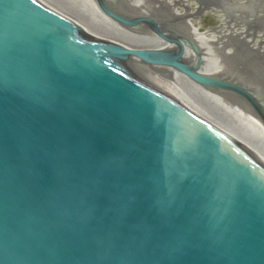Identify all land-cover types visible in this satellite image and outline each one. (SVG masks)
I'll list each match as a JSON object with an SVG mask.
<instances>
[{"label":"water","instance_id":"95a60500","mask_svg":"<svg viewBox=\"0 0 264 264\" xmlns=\"http://www.w3.org/2000/svg\"><path fill=\"white\" fill-rule=\"evenodd\" d=\"M254 54L126 0H0V264H264Z\"/></svg>","mask_w":264,"mask_h":264},{"label":"bare ground","instance_id":"6f19581e","mask_svg":"<svg viewBox=\"0 0 264 264\" xmlns=\"http://www.w3.org/2000/svg\"><path fill=\"white\" fill-rule=\"evenodd\" d=\"M129 2V0H126ZM225 2L224 4V10H219L218 8H203L198 7L197 3L194 4L193 8L190 6V1L188 0H134V3L136 5L145 7L147 9L156 11L161 10L162 8H167L169 12H171V16L167 15L169 17L178 19L180 21L192 24L194 26H197L200 30L203 28L202 25H200L201 17L203 14H205L207 11H211L214 15H220L222 19V25L218 26L216 28H213L211 30L205 31L204 33L207 34L210 38H212L215 42H217L220 46H222L225 50H228L227 48H230L229 46L232 45L233 41L240 40V42L243 44H246L248 49H252L254 53L258 52L261 54H264V35L261 33L260 35H255L253 37L250 36V33L248 30H246V27L236 28L238 27V22L240 20L244 21L246 24L251 21H255V23H258L260 21V24H263L264 27V18H256L255 20L252 19L253 11L249 13V18L245 17V14H247V4L243 2L242 0H223ZM237 2L236 6H233V3ZM156 9V10H155ZM241 14L239 15L238 13ZM234 14L235 22L234 24H230L229 22V15L228 14ZM199 22L200 24H195L194 21ZM236 25V27H235ZM249 25V24H248ZM248 37H251L249 39ZM255 39V40H254ZM230 54H232L234 57L236 55V52L234 49H231L228 51Z\"/></svg>","mask_w":264,"mask_h":264},{"label":"rangeland","instance_id":"374dc122","mask_svg":"<svg viewBox=\"0 0 264 264\" xmlns=\"http://www.w3.org/2000/svg\"><path fill=\"white\" fill-rule=\"evenodd\" d=\"M188 1H190V6L193 7V8L203 7V8H206V9L218 8L219 10H224L223 7H224V4H225V2L223 0H188ZM242 1L246 3L247 0H242ZM129 2L134 3V0H129ZM196 3L198 5V7L197 6L194 7L195 6L194 4H196ZM236 5H237V2L233 3V6H236ZM156 12L161 13V14H167V15H170V16L172 15L171 12H169V10H167V8H164V9L162 8L161 10H156ZM228 15H229L228 17H229L230 24H234V22H235V18L233 17L234 14L231 13V14H228ZM262 15L264 17V13ZM241 16H242V14H241ZM245 17L249 18L250 17L249 13L245 14ZM257 17H258L257 15H254L252 17V19L255 20ZM200 21H201L200 22L201 24L199 22H197L196 20L194 22H195V24L198 23V24L202 25L203 28L201 30L203 32L211 30L213 28H216V27L222 25V19H221L220 15H214V14L211 13V11H207L205 14H203L201 19H200ZM261 22H263V21H260L259 24H258V23H255V21H251V22H248V24H249L248 25L244 21L240 20L238 22L239 26L236 27V25H235V27L237 29L241 28L242 26L246 27L247 28L246 30L249 31L251 37H253L255 35H260L261 33L264 35V27H263V24H260ZM251 37H248V38L251 39ZM229 47L230 48H227L228 49L227 51H230L231 49H234L235 52H236V55H237L236 58H240L241 55H242L243 60H241L240 62H242L243 64L252 65V64L255 63L254 59H255L256 54L250 53V55H248L245 47L240 42V40H237V41L234 40L232 45L229 46Z\"/></svg>","mask_w":264,"mask_h":264}]
</instances>
